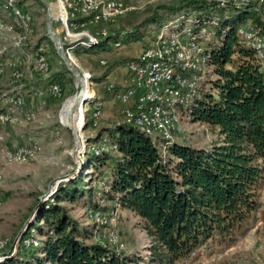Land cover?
<instances>
[{
  "label": "trees",
  "instance_id": "trees-1",
  "mask_svg": "<svg viewBox=\"0 0 264 264\" xmlns=\"http://www.w3.org/2000/svg\"><path fill=\"white\" fill-rule=\"evenodd\" d=\"M38 5L45 12L44 5ZM263 12L264 4L259 7L250 2H226L221 8L218 2L207 0H176L155 8L129 30H106L107 35L89 53H110L118 43L143 41L146 32H158L169 22L193 18L205 19V25L215 13L218 27L228 35L212 48L213 70L203 82L190 116L214 131L216 139L208 150L173 142L163 160L160 147L123 121L110 133L119 157L107 172L103 168L105 159L111 161L110 153L95 155L92 169L96 179L107 178L111 192L96 200L87 194L85 207L93 211L99 208L100 199L109 205L117 200L120 208L139 219L149 240L143 256L96 242L94 224H80L69 216L63 204L89 190L77 181L60 186L47 209L37 211V220L22 236L37 244L20 245L15 257H6L0 264H182L200 247L231 246L242 237L261 209L264 186V61L256 59L238 32L245 28L243 31H256L264 38ZM111 25L98 23L90 29ZM129 60L134 59L108 62L109 70L101 79ZM57 75L52 82H57ZM100 139L101 132L94 140Z\"/></svg>",
  "mask_w": 264,
  "mask_h": 264
},
{
  "label": "rangeland",
  "instance_id": "rangeland-1",
  "mask_svg": "<svg viewBox=\"0 0 264 264\" xmlns=\"http://www.w3.org/2000/svg\"><path fill=\"white\" fill-rule=\"evenodd\" d=\"M62 1L0 0V32H36L33 42L37 44L44 41L47 45L46 55L51 67L49 81L54 80V78L52 79L53 75L59 74L56 81L62 89V100L60 102L47 101L45 106H39L38 101L32 100L31 105L36 114V120L32 124L5 126L10 135L5 139L4 149H11L17 145L25 146L28 142L27 138H31L38 146L39 151L33 159L22 162L5 161L0 154V259H2L0 262L6 257H15L22 241L26 240V238L22 239L23 234L37 220L35 219L37 211L46 210L49 200L52 201L51 198L58 188L64 184L79 181L83 185L82 187L89 189L83 191L77 200L64 203L63 206L68 210L69 216L80 224H93L87 213V209H90L85 207L87 203L84 196L93 194V199L96 200L100 196L99 193H101L99 185L101 182H98L96 173L92 169L95 164L93 149L97 147L94 138L101 132V137L107 136L106 138L112 141L111 131L124 121L121 115L120 117L119 115H103L96 127L85 125L82 132L84 145L82 143L80 145L81 149L79 148L80 150L78 149L79 152H77L76 138L72 131L74 126L68 123L64 113L68 105L71 102L76 103L82 95V93L79 94L81 85L73 73L68 70L64 60L57 53L53 38L48 34V12L53 22L54 32L59 35L63 50L74 46L72 60H76L83 74H89L92 77V88L97 97L103 100L106 96L105 87L109 84L116 85L117 76L128 70L126 64L119 65L111 69L112 72L116 69L113 75L101 79L109 70V64L124 58L138 56L145 44L152 40L154 32H146L143 41L121 45L114 48L110 53L96 52L93 54L89 53V50H92L98 43L90 47L77 45V42L75 43L73 38L66 37L64 32H75L74 34H76V32H107L106 30L110 32L118 28L129 30L149 17L151 11L155 8L176 2V0H113V2L121 4L127 11L114 10L101 20L85 23L86 25L83 27L79 26L81 23H72V17L65 11L64 6L62 7L64 11H59L60 7L58 6ZM207 1L218 2L221 8L225 7L226 2H234L237 5L250 2L258 4L259 7L264 4V0ZM106 2L107 0L101 1V9H103ZM38 3L40 5L44 4L45 12ZM119 17L122 18L116 20ZM204 21L205 19L198 21L188 18L183 22H169L162 26L158 32H223V29L218 27L220 20L215 13L207 21L210 25H203L202 22ZM98 23H112L113 25L92 31L90 27ZM66 24L67 27H65ZM152 29L154 28L152 27ZM243 30L247 29L242 28L240 32H246ZM97 41L99 42L100 39ZM10 44L11 39L8 36H0V49L5 48L9 52ZM53 49L57 53L56 56ZM101 58L109 60V64L101 66L98 62ZM80 77L83 78L81 74ZM99 78L101 80H98ZM210 78H212V75ZM5 84V79L0 80L1 90L4 89ZM21 84L26 91L31 87L45 88L47 82L24 78ZM84 88L85 84L82 91ZM91 92L89 99L93 97V91L91 90ZM211 94L215 96L216 93L212 91ZM116 100L120 102L122 109L128 106V103L123 104L124 102L119 99ZM86 117L88 119V115ZM179 126L180 132L175 134L173 140L175 143L208 150L216 139L214 131L204 124L193 122L188 113L182 116ZM56 131L59 132L61 138L59 144L55 142L57 138ZM83 153L84 155H82ZM164 154L169 155V150L167 149L165 153L162 152L163 156H165ZM83 156H85V160ZM110 157L111 161L106 160L105 156L102 157V159H105L106 164L103 170L106 172L109 170L108 166L111 162H115V159L119 157V153H110ZM69 186H72V184ZM259 200L261 209L259 213L251 218L247 232L242 237L238 238L231 246H203V250L200 249L201 251L192 258L191 264H264V186L260 191ZM118 209L119 216L115 220H112L107 212L103 214L105 223L102 232L108 235L113 232L119 244H122L124 251L137 252L143 256L149 240L140 228L139 219L120 207Z\"/></svg>",
  "mask_w": 264,
  "mask_h": 264
},
{
  "label": "built area",
  "instance_id": "built-area-1",
  "mask_svg": "<svg viewBox=\"0 0 264 264\" xmlns=\"http://www.w3.org/2000/svg\"><path fill=\"white\" fill-rule=\"evenodd\" d=\"M120 7L118 3H112V11ZM65 11L72 17V23L83 24L101 20L104 15L109 14L102 11L101 0H76V8H65ZM78 19L83 21L78 22ZM64 33L66 37L73 38L77 45L85 47L96 45L97 40L107 35V32ZM238 34L250 45L256 59L264 61V38L257 32ZM2 35L8 36L11 44L9 52L5 48L0 49V80L5 79L6 82L4 89H0V154L5 161L22 162L33 159L39 148L31 138H27L25 146L17 145L11 149H4L5 139L10 135L5 126L32 124L36 120L32 100L38 101L39 106H45L47 101L60 100L62 89L59 83L49 81L51 67L46 56L47 45L44 41L37 44L33 42L36 32H0V36ZM227 35L228 32H154L152 40L145 44L138 56L126 63L129 80L127 87L119 89L113 84L105 87V90L112 92L115 98L131 104L121 112L124 122L148 136L153 144L160 147L161 153H165L167 146L173 143L175 134L180 132L179 122L182 116L185 113L191 115V108L200 97L201 86L213 70L212 48L219 45ZM115 46L121 45L118 43ZM73 47L63 50L61 44L64 55L71 65L90 81L93 91V97L84 106L83 128L85 125L96 127L104 115L102 101L92 88L91 76L83 74L76 60H72ZM98 62L101 66L107 64V60L102 58ZM24 78L47 84L45 88L31 87L25 91L21 84ZM55 135L57 137L55 142L59 144L61 141L59 132L56 131ZM106 137L102 136L97 142V147L93 149L94 155L118 152L117 145ZM164 155L163 160L166 157V154ZM83 158L85 160V156ZM106 179L99 184L101 187L99 194L111 192ZM106 207L109 208L107 214L115 220L119 216L120 207L117 200L109 205L106 200L100 199L97 210L87 209L88 216L94 224V240L102 245H112L119 252L124 251L113 232L109 235L102 232L105 223L103 209ZM22 244L35 246L37 241L28 238L23 240ZM202 248H198L182 264H191L192 258Z\"/></svg>",
  "mask_w": 264,
  "mask_h": 264
},
{
  "label": "bare ground",
  "instance_id": "bare-ground-1",
  "mask_svg": "<svg viewBox=\"0 0 264 264\" xmlns=\"http://www.w3.org/2000/svg\"><path fill=\"white\" fill-rule=\"evenodd\" d=\"M112 3H115V2H113V0H107V2L105 3V5L103 6L102 11L103 12H109V14L112 13L114 11V10L112 11ZM118 5H120L121 7L120 8H115V10L127 11L121 4H118ZM63 6L65 8L66 7H68V8H76V0H72V1H70V0L69 1L68 0H63L59 4V6H58V7H60L59 8V11L60 12H61ZM63 11L64 10H62V12ZM54 14H56V13L54 12ZM109 14L104 15L103 18L106 17V16H108ZM49 17H50V14H49ZM20 19H22V18H20ZM70 25L72 26L71 23H70ZM85 25L86 24L81 23L79 26H83L84 27ZM65 27H67V24H66ZM78 81H79V83L81 85V89H80L79 94L82 93V95L77 99L76 103L75 102L74 103L71 102L68 105V107L66 109V112L64 113V114H66V117L68 119V123L70 125L74 126V128L72 126L71 127H72L73 134L75 135V138H76V145H77L76 147H77V150L79 148L81 149V146L80 145L82 143L84 145V137L82 135V132H83V122H84L83 112H84L85 103L88 101L89 95L92 94V92H91L92 89H91V86H90V82H89L88 79H86V77H83V78L80 77V79H78ZM84 84H85V88L82 91V88L84 87ZM64 121H65V115H64ZM79 150L77 152H79Z\"/></svg>",
  "mask_w": 264,
  "mask_h": 264
},
{
  "label": "crops",
  "instance_id": "crops-1",
  "mask_svg": "<svg viewBox=\"0 0 264 264\" xmlns=\"http://www.w3.org/2000/svg\"><path fill=\"white\" fill-rule=\"evenodd\" d=\"M108 61H107V63H108ZM119 65H125V64H119ZM119 65H117V67ZM113 72L111 71L107 77L113 75ZM126 76H127V78H126ZM117 78H118V81H116V85H115L117 88L124 89L125 87H127V85L129 84L127 72H124L123 74L118 75ZM104 92L106 94L105 98L103 100H101L99 98L102 101V105H103V109H104L103 110L104 115L105 116L119 115V117H120L121 112L123 110L122 105L120 104V102L118 100H116L117 98L114 97L112 92H108L106 90H104ZM123 104H127V102L123 103ZM127 105L129 106L131 104L128 102ZM128 106H126V107H128Z\"/></svg>",
  "mask_w": 264,
  "mask_h": 264
},
{
  "label": "water",
  "instance_id": "water-1",
  "mask_svg": "<svg viewBox=\"0 0 264 264\" xmlns=\"http://www.w3.org/2000/svg\"><path fill=\"white\" fill-rule=\"evenodd\" d=\"M52 19L51 17H49V22H48V34H50V36L53 38L54 41V45L55 48L57 50V53L59 54V56L64 60L68 70H70V72L73 73L74 77L77 79H80V73L79 71L74 68L71 63L69 62L68 58L64 55V53L62 52L61 49V42L59 40V37L57 34H55V32L53 31V27H52Z\"/></svg>",
  "mask_w": 264,
  "mask_h": 264
}]
</instances>
